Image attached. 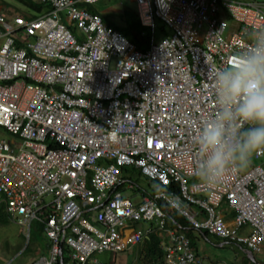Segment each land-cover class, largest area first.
<instances>
[{
    "label": "built area",
    "instance_id": "2783aa9c",
    "mask_svg": "<svg viewBox=\"0 0 264 264\" xmlns=\"http://www.w3.org/2000/svg\"><path fill=\"white\" fill-rule=\"evenodd\" d=\"M97 1L36 0L47 12L31 19L0 12V127L10 135L0 140V205L28 234L40 223L49 239L32 264H103L99 253L150 233L165 238L161 264H198L168 211L264 251V167L211 187L193 174L213 74L239 59L248 31L264 28V1L132 0L149 29L144 49L83 5ZM159 22L169 29L161 40ZM129 168L147 188L125 177ZM122 185L140 188V200Z\"/></svg>",
    "mask_w": 264,
    "mask_h": 264
},
{
    "label": "clouds",
    "instance_id": "9594fccd",
    "mask_svg": "<svg viewBox=\"0 0 264 264\" xmlns=\"http://www.w3.org/2000/svg\"><path fill=\"white\" fill-rule=\"evenodd\" d=\"M245 39V47L235 53L239 59L215 70L214 108L193 138V174L209 187L222 184L228 173L244 170L257 151H264V28L251 29Z\"/></svg>",
    "mask_w": 264,
    "mask_h": 264
},
{
    "label": "rangeland",
    "instance_id": "374dc122",
    "mask_svg": "<svg viewBox=\"0 0 264 264\" xmlns=\"http://www.w3.org/2000/svg\"><path fill=\"white\" fill-rule=\"evenodd\" d=\"M36 3V0H33ZM264 1V0H255ZM0 4L4 12L16 13L17 11L24 12L25 14L32 13L31 9L21 4L18 0H0ZM100 11L105 10L106 15L117 25H124L123 10L125 8L136 9V3L132 0H98L93 4ZM14 14V13H13ZM158 28L156 30V38L161 40L166 35L159 29L161 22L157 23ZM165 31L169 33V29L165 28ZM9 133L0 127V140L2 138L8 139ZM260 163L264 164V154L260 157H252L250 164L256 165ZM138 185L141 187L146 186V180L141 177H133ZM131 192V191H130ZM129 191L125 190V195H131ZM138 201V199H136ZM32 230L28 236L25 231V227L20 223L12 221L0 222V264H32V262L41 255V251L34 246L35 242V223H32ZM142 227H145V223H140ZM41 237V234H39ZM220 238L209 234L207 240L201 238L197 244L198 251L201 254L202 260L205 264H229L233 262L242 261L245 257L244 253L240 251V246L228 243L230 245L217 246L216 242ZM43 238H41V241ZM222 240V239H220ZM223 241V240H222ZM254 257L257 261L264 262V251L254 252ZM99 261L105 264H140L138 246H133L123 252L113 253H99L97 255ZM115 261V262H113ZM243 261H245L243 259ZM242 261V262H243ZM145 264V263H144Z\"/></svg>",
    "mask_w": 264,
    "mask_h": 264
},
{
    "label": "trees",
    "instance_id": "16d2710c",
    "mask_svg": "<svg viewBox=\"0 0 264 264\" xmlns=\"http://www.w3.org/2000/svg\"><path fill=\"white\" fill-rule=\"evenodd\" d=\"M18 1L30 7L34 11H37L38 13L47 9L45 5L37 2L35 3L33 0H18ZM83 5L86 6L91 12L101 14L102 18L108 25L122 32L125 35V37H127L131 42H133L138 48L144 49L147 46L148 36H149L147 33V28L141 25L136 9L134 10L132 8H125L122 12L124 17V25H117L112 20H110V18L106 15L107 13L100 11L95 6H93V4L86 3ZM159 29L162 31L165 30L162 23L160 24ZM123 173L125 174V177L128 178H133L134 176H136L137 179L141 178L140 172L135 170L134 168L124 169ZM173 187L175 190H177L176 185H174ZM119 188L124 190L123 185ZM2 206L0 205V222H6L8 221V218L4 213ZM168 214H169L168 222L170 223V225L172 227H178V225H180L182 231L185 232L187 236L190 238L193 247H196L195 233L205 234L207 237L209 236V234L206 233L205 231H197L189 227L185 219L182 216H180L177 212L168 211ZM36 231L42 233L40 223H37ZM161 244L162 241L160 237H158L154 233H150L147 237H145L144 240L141 241L138 245V253H139L140 261L143 264L144 263L161 264L164 257V252L161 247Z\"/></svg>",
    "mask_w": 264,
    "mask_h": 264
},
{
    "label": "crops",
    "instance_id": "0c3cea01",
    "mask_svg": "<svg viewBox=\"0 0 264 264\" xmlns=\"http://www.w3.org/2000/svg\"><path fill=\"white\" fill-rule=\"evenodd\" d=\"M243 1H247V0H243ZM248 1H254V0H248ZM22 4V3H21ZM24 5V4H23ZM24 6H26V5H24ZM28 9H31L30 7H28V6H26ZM3 9L4 8H2V5L0 4V12H3L5 15L7 14L8 15V17H11L12 15H13V13H14V15H16V14H21V15H23V16H25V17H30L29 19H31V18H33V17H36L37 15H41V14H43V13H45V12H47V9L46 10H44V11H42V12H37V11H34L33 9H31L32 10V13L30 12V13H28V14H25L24 12H21V11H17L16 13L12 10L11 12L9 11V12H4L3 11ZM102 12H106L105 10H103ZM263 154H264V152H263ZM263 156V155H262ZM254 157H255V155H254ZM257 164H260V163H257ZM251 166H253V165H251V164H249L248 165V167L247 168H245L244 170H242V171H246V170H248ZM262 166L264 167V164H262ZM141 177H143V176H141ZM144 178V177H143ZM145 179V178H144ZM133 182H135L137 185H138V182L137 181H135L133 178L131 179ZM146 180V179H145ZM126 185V184H125ZM139 186V185H138ZM147 186H148V183H147V180H146V186L145 187H141V186H139L140 188H147ZM140 188H137V189H130L129 187H126V188H124V191L125 190H127V191H131L130 193H131V195H129L130 197H133L134 199H135V202H138L140 199H138L136 196H135V193L137 192V191H140L141 189ZM123 190V189H122ZM127 196V195H126ZM136 199H138V201H136ZM224 214L226 215V217H227V219H228V221L231 223L232 222V219H233V211H231V210H229L228 211V208L226 207V206H224ZM8 221H10V220H8ZM33 225V224H32ZM32 225H31V227H30V229H29V235H30V232H31V230H32ZM35 225H37V223H35ZM22 226V225H21ZM35 232H36V235H35V237H34V239H35V242H34V246L38 249V251H41L42 253H41V255H46L47 253H48V250H49V247H50V242H49V239L46 237V235L45 234H43V232L42 233H39L38 231H36V226H35ZM42 230V229H41ZM25 231H26V234L28 235V233H27V229H26V227H25ZM38 233L39 234H41V237H39V235H38ZM199 233V232H198ZM195 236H196V238H195V241H196V247H193L194 248V250L196 251V253L198 254V256H199V261H198V264H205L204 262H203V260H202V257L200 256L201 254L199 253V251H198V247H197V244H198V242L200 241V239L201 238H203V239H205V240H207V236L205 235V234H196L195 233ZM41 238H43V240L41 241ZM164 240H165V238H164ZM164 240H161V241H164ZM217 244V246H224V245H230V244H228V243H226V241H222V240H218L217 242H216ZM235 246H237V245H235ZM239 249H240V251H242L243 253H244V260L245 261H243V259H242V261H240V263H238V262H233L232 264H264V262H260V261H257L256 260V258L254 257V255H253V257H254V259H252L251 258V256L246 252L247 250H249L248 248H246V247H243V246H240L239 247ZM251 251V250H250ZM249 260V261H248ZM251 261V262H250ZM208 264H211V263H208ZM229 264H231V263H229Z\"/></svg>",
    "mask_w": 264,
    "mask_h": 264
},
{
    "label": "water",
    "instance_id": "95a60500",
    "mask_svg": "<svg viewBox=\"0 0 264 264\" xmlns=\"http://www.w3.org/2000/svg\"><path fill=\"white\" fill-rule=\"evenodd\" d=\"M246 252L251 256L252 259H254L252 251L247 250Z\"/></svg>",
    "mask_w": 264,
    "mask_h": 264
}]
</instances>
